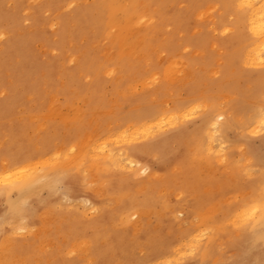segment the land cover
Segmentation results:
<instances>
[{"label":"rangeland","instance_id":"1","mask_svg":"<svg viewBox=\"0 0 264 264\" xmlns=\"http://www.w3.org/2000/svg\"><path fill=\"white\" fill-rule=\"evenodd\" d=\"M164 1L0 0V264H264V44Z\"/></svg>","mask_w":264,"mask_h":264},{"label":"bare ground","instance_id":"2","mask_svg":"<svg viewBox=\"0 0 264 264\" xmlns=\"http://www.w3.org/2000/svg\"><path fill=\"white\" fill-rule=\"evenodd\" d=\"M158 1V3H161V4H165L166 2L164 1V0H157ZM72 3V2H71ZM226 3L227 4H230L231 6V9H233L234 11H235V14H236V27H237V30H236V36L238 35L240 38H242L243 40H244V37H243V34H242V32H240V25H243V24H245L246 26H247V30H248V33H249V36H250V38L248 39V42H249V44L251 45V47H248V48H251V50L253 51L252 52V54L253 53H256V54H253V56L251 57V58H253L254 60V62L253 63H255V59H256V55H258L257 54V51H256V49H258L259 47H260V45L261 44H264V11H262V5L264 4V0H226ZM204 14V13H203ZM144 15H147V13H142V16H144ZM199 15V14H198ZM141 16V17H142ZM149 18H150V16H149ZM148 18V19H149ZM135 17H134V20H129V24L130 25H133L134 24V22H135ZM224 29H225V26H224ZM223 29V30H224ZM230 30V28H227L226 29V31L227 30ZM224 32V31H223ZM260 49H262V47L260 48ZM259 49V50H260ZM248 50V49H247ZM246 50V51H247ZM195 51V50H194ZM249 51V50H248ZM198 52V51H197ZM250 52V51H249ZM249 52L248 53H245L247 56L249 55ZM259 52V51H258ZM244 54V55H245ZM261 56V55H260ZM245 57V56H244ZM249 58H250V56H248ZM245 60V59H244ZM249 60V59H248ZM247 60V61H248ZM252 60V59H251ZM177 61V60H176ZM246 61V62H247ZM262 61H263V59H262ZM257 62V61H256ZM264 62V61H263ZM245 63V62H244ZM180 64V63H179ZM250 64H251V62H250ZM249 64V65H250ZM257 64H259V61H258V63ZM255 65V64H254ZM171 66V65H170ZM179 66V65H178ZM182 67V66H181ZM168 68V67H167ZM185 68V67H184ZM180 69V68H179ZM170 71V70H169ZM172 71V70H171ZM179 71V70H178ZM186 72H188V71H186ZM168 73H170V72H168ZM172 73V72H171ZM170 76H172V75H170ZM177 76V75H176ZM171 78V77H170ZM219 106V105H218ZM196 107V106H195ZM205 107V106H204ZM217 107V106H216ZM190 108V107H189ZM192 112V111H191ZM186 113V112H185ZM155 114H156V111H151V112H149V113H147V114H143L142 115V117L143 116H146V115H149V116H155ZM173 114V113H172ZM177 114H179V113H177ZM203 114H205V113H203ZM207 114V113H206ZM222 115V113H217V110L216 109H211L210 110V112L206 115V117H205V121H206V126H210L209 127V130H211V128H214L215 127V124H217L216 123V121L218 120V118L220 117H222L223 118V116H221ZM166 116H168V115H166ZM228 116V115H227ZM185 117V116H184ZM158 118V117H157ZM171 118V117H170ZM160 119V118H159ZM225 119V118H224ZM231 119V118H230ZM157 120V119H156ZM233 121V120H232ZM235 122V121H234ZM234 122H233V124H234ZM156 123V122H155ZM166 124V123H165ZM220 125V124H219ZM238 124H236L235 126H237ZM148 126V125H147ZM151 126V125H150ZM220 127V126H219ZM224 127V126H223ZM222 127V128H223ZM227 127V126H226ZM130 128V127H129ZM148 128V127H147ZM135 129H137V128H135ZM215 129H217V128H215ZM220 129V128H219ZM238 129V128H237ZM214 130V129H213ZM236 130V129H235ZM148 131V130H147ZM155 131V130H154ZM208 131V130H207ZM133 132V131H132ZM153 132V131H152ZM211 132V131H210ZM210 132H209V134H210ZM218 132H219V130H218ZM223 133H224V131H222ZM125 133V132H124ZM130 133H131V131H130ZM221 133V132H220ZM126 134V133H125ZM129 134V133H128ZM222 134V133H221ZM220 134V135H221ZM119 135V134H118ZM123 135V137H124V134H122ZM219 135V136H220ZM223 135H221L220 137H222ZM210 137H211V135H210ZM223 138V137H222ZM117 139V138H116ZM125 139V138H124ZM113 140V139H112ZM119 140H120V138H119ZM209 140H212V139H209ZM117 141V140H116ZM115 143V142H114ZM97 145H98V143H97ZM94 146V145H93ZM95 147H96V145H95ZM102 147V146H101ZM105 147V146H104ZM102 149V148H101ZM93 150H94V148H93ZM92 150V151H93ZM136 150V149H135ZM206 150V149H205ZM81 151V150H80ZM84 151V150H83ZM103 151V150H102ZM97 153V152H96ZM209 153V152H208ZM94 154V153H93ZM225 156V155H224ZM102 158L104 159V161L105 160H109V161H114V159H115V156H114V154L113 153H107L106 154V152H105V155H103L102 156ZM22 159V157L20 156L19 158H17V160H15L13 163H15V164H13V165H15L16 166V163H18L19 162V160H21ZM44 159V158H43ZM51 159V158H50ZM121 159V158H120ZM95 161H97V160H95ZM24 162V161H23ZM35 162V161H34ZM126 162V161H125ZM44 164V163H43ZM46 164V163H45ZM33 165H36V164H33ZM24 166V165H23ZM21 167V168H26V166L25 167ZM32 166V165H31ZM91 166V165H90ZM28 167H29V165H28ZM28 167L26 168V170H24V172H23V170H21V171H18V169H17V171H15L12 175H13V177L9 174V176H11V177H9V178H7L6 180H7V185L8 186H10V187H14V186H17L18 188H22V187H24V191H26L27 190V187H28V185H30V183H31V181L34 179V178H37V177H39V174H38V172H36L35 170L37 169V167L36 168H34V169H30L29 168V170H28ZM91 167H93V166H91ZM39 169V168H38ZM37 169V170H38ZM41 169H43V167H41ZM9 171V170H8ZM59 173V169H56L53 173H52V175L53 176H56L57 174ZM5 175H7V173H5ZM18 175H20V176H18ZM43 175H45V174H43ZM1 176V175H0ZM44 177V176H43ZM42 178V177H41ZM58 179V178H57ZM56 179V180H57ZM53 180V179H52ZM264 182V181H263ZM263 182H261V183H263ZM260 183V184H261ZM264 187V186H263ZM2 188V187H1ZM3 189V188H2ZM258 190V189H257ZM262 190H264V188L262 189ZM3 191L4 190H1L0 191V194H2L3 193ZM261 192V191H260ZM263 193V192H262ZM259 194V193H258ZM23 196V195H22ZM259 196V195H258ZM258 196H256V197H258ZM261 197V196H260ZM259 197V198H260ZM254 199V198H253ZM252 199V200H253ZM260 200V199H259ZM247 201V200H246ZM248 201H250V200H248ZM260 203V202H259ZM262 203H263V201H262ZM254 207V206H253ZM258 208V207H257ZM248 209H246V211H247ZM250 210V209H249ZM252 210H253V208H252ZM242 211V210H241ZM253 212H254V210H253ZM258 212V211H257ZM134 213H136V212H134ZM140 213V212H139ZM239 213H240V211H239ZM256 213V212H255ZM244 214V213H243ZM238 215V214H237ZM129 216V215H128ZM131 216V215H130ZM243 216V215H242ZM252 216V215H251ZM238 217V216H237ZM254 217V216H253ZM259 217V216H258ZM257 217V218H258ZM244 218H245V216H244ZM252 218V217H251ZM256 218V219H257ZM231 219V218H230ZM234 219V218H233ZM237 219V218H236ZM250 219V218H249ZM235 220V219H234ZM246 220H248V217H247V219ZM255 221V220H254ZM238 222V221H237ZM252 222V221H251ZM250 222V223H251ZM262 223V222H261ZM260 223V224H261ZM252 230V229H251ZM255 230V229H254ZM258 231V230H257ZM261 231V230H260ZM263 231V230H262ZM259 233V232H258ZM261 233V232H260ZM263 233V232H262ZM262 233H261V235H262ZM264 234V233H263ZM200 235V234H199ZM254 235V234H253ZM259 235V234H258ZM256 236V235H255ZM254 236V238H256ZM250 239V238H249ZM193 240V239H192ZM250 241V240H249ZM252 242V241H251ZM255 242H256V239H255ZM259 242V241H258ZM263 244V243H262ZM0 245H2V244H0ZM258 246H259V244H257ZM254 246V245H253ZM263 247H264V245H262ZM181 248H182V246H181ZM261 249V248H260ZM176 250V249H175ZM180 251V250H179ZM181 252V251H180ZM263 252V251H262ZM263 256V255H262ZM83 257V256H82ZM264 260V259H263ZM159 261V260H158ZM157 261V262H158ZM164 261H166V260H164ZM174 261V260H173ZM170 262V261H169ZM166 263H167V261H166ZM89 264V263H88ZM174 264V263H173Z\"/></svg>","mask_w":264,"mask_h":264}]
</instances>
